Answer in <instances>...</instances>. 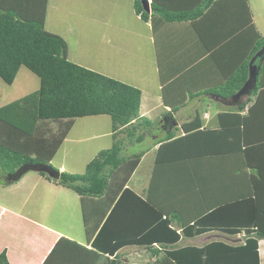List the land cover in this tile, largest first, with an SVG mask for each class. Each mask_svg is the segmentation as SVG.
<instances>
[{
  "label": "trees",
  "instance_id": "16d2710c",
  "mask_svg": "<svg viewBox=\"0 0 264 264\" xmlns=\"http://www.w3.org/2000/svg\"><path fill=\"white\" fill-rule=\"evenodd\" d=\"M47 5L48 0H0V77L12 84L23 66L39 78L38 89L0 106V183L11 184L36 169L73 190L80 198L85 235L91 242L87 248L61 236L42 264H66L62 254L67 244L77 250L69 255L71 260L78 257V264H100V259L102 264H133L118 254L126 245L143 246L153 256L163 251L162 257L152 264H260L258 242L264 239V197L257 195L264 194L263 172L250 167L257 172L248 175L247 196L225 200L223 206L220 204L193 223L137 194L128 181L143 153L126 157L121 153L125 141L134 137L135 143L141 142L154 124L140 117L141 90L71 61L68 42L45 28ZM133 10L142 21L154 18L169 24L189 23L197 28L201 23L213 28L215 43L208 47V54L221 57L223 68L227 63L231 67L221 72L219 66L223 78L220 77L219 84L205 88L204 93L223 99L240 89L248 78L249 60L264 47V35L253 21L248 0H151L150 12L144 10L141 0H133ZM196 33L203 37L198 28ZM262 87L264 61L254 89L242 104L219 113L218 129L200 132V120L196 117L183 126L184 136L175 138L172 130L159 140L156 159L164 161L161 163L187 160L190 155L186 150L180 148L177 152L173 148L197 132L207 134V140H215L221 146L223 142L229 145L225 150L216 146L214 154L228 152L230 148L241 150L239 127L256 107ZM244 110L246 114H240ZM93 115L110 116L111 147L101 149L81 173L59 171L51 161L74 120ZM124 132L127 135L119 136ZM248 150L244 147L241 151L249 155ZM44 168L58 172L59 177H50ZM175 221L182 225L180 232L172 227ZM210 230L244 233L245 242L236 246L214 241L201 247H175L181 235L190 237ZM151 239H157L163 247L152 246ZM0 264H10L5 250L0 252Z\"/></svg>",
  "mask_w": 264,
  "mask_h": 264
},
{
  "label": "crops",
  "instance_id": "0c3cea01",
  "mask_svg": "<svg viewBox=\"0 0 264 264\" xmlns=\"http://www.w3.org/2000/svg\"><path fill=\"white\" fill-rule=\"evenodd\" d=\"M116 3L117 5H115ZM248 3L253 21L257 29L264 35V29H260L256 22L251 1L248 0ZM262 3L264 4V0ZM54 5L52 0H48L47 13L49 7L51 11L54 9ZM257 6L259 5L257 4ZM113 7L118 8L120 13L128 17L130 22L135 24L134 28L138 30L135 29L136 31L133 32L135 40L126 41V43L119 42L118 47L129 53V62L126 56L119 62V66L113 70V73H110L112 70L107 73L113 74V78L141 90L140 117H145L154 123L153 127L145 133L143 140L139 142H143V149L140 151L143 154L129 178L128 186L130 187V179L135 175L141 163L147 159V181H144L142 186L131 184L130 188L140 196L149 197L153 204L164 211L182 214L187 223H193L203 214L220 207V204H224L225 200H235L242 195L247 196V189L250 186L248 185V175L257 172L256 169L250 167L259 168L260 172L264 174V87L259 90L256 107L247 114L244 125L240 124L239 127L242 131L241 150L244 147L246 151L249 149V155L243 154L240 149L235 151L232 149V151L230 148L227 150L228 152H224L222 150L229 146L226 142H223V146H221L215 140H207V134L202 135L197 132L192 133L187 139L177 142L173 148L177 152L180 148L186 150L185 152L190 155L187 160L178 159L174 162L161 163L164 161L156 159L161 144L158 142L165 134L174 130L175 138L184 136L183 126L192 122L196 117L200 120V132L211 128L218 129L219 113L234 109L242 104L246 96L239 97L236 102L233 100V96L223 99L213 94L204 93L205 88L219 84L220 77L223 78L220 76L219 66H221V72L231 67L227 63L225 64L226 69L223 68L221 57L208 54V47H212L215 43L213 40L215 37H212L213 28L209 29L206 25L198 24L197 28L203 33V37L200 38L199 33H196V26L189 23L169 24L154 18L142 21L134 13L133 0H115ZM56 9L61 11L60 6ZM100 10L103 11L101 8ZM79 12L78 9L66 10V15L62 19L73 16L74 13L81 16ZM111 12L113 10L106 14L110 16ZM260 13L262 12L260 11ZM60 15L58 14V19ZM117 18V15L115 17L112 15L111 20ZM229 20L230 17L226 21ZM46 23L47 20L45 26ZM109 40L117 41L113 36ZM206 40H211V43L209 44ZM68 57L70 59V46H68ZM102 67L105 68L104 65ZM246 112L244 110L240 114L245 115ZM165 117L172 118L173 125L171 127L165 124ZM111 133L110 130L109 135L112 138ZM68 135L64 141L68 139ZM216 146L222 149L221 153L214 154ZM123 151L127 152V150ZM72 158L73 154L69 155V159ZM76 160L77 162L75 161L76 163L73 165H67L66 158H63L58 164L53 163V166L59 171L80 172L79 169H69L68 166L73 168L79 163L81 168H85L89 162L85 161L81 164L79 154L76 156ZM149 169L150 171H148ZM21 177L18 179L19 181L24 176ZM43 179L47 181V185L42 184V187H45L44 191H49V198L52 196L53 202L64 204L70 193L67 191L69 189L65 190L66 187L55 181L51 182L45 177ZM41 181L38 180L36 183H41ZM259 193L257 197L263 198L264 194ZM35 220L37 219L21 215L5 201L0 203V252L6 251L10 264H42L61 236L90 248L91 241L87 240L86 235L85 238H81L80 230L73 236L67 231L55 229ZM181 226L176 221L172 224V227L176 228L178 232L181 231ZM231 228H235V225ZM152 240L154 242L152 246L163 247L159 241H156L157 239ZM214 241H221L233 246L241 245L245 242V234H227L210 230L190 237L181 235L175 247H201ZM258 246L260 264H264V239L259 240ZM75 251H77L75 248L67 244V250L62 254L66 264H78V257L71 260L69 255ZM147 252L149 253L147 254ZM140 253L144 257L141 260L137 258ZM118 254L124 261L133 264H152L158 257H162L163 251H160L157 256H153V253L143 246L126 245L118 250ZM135 258L141 262H133ZM88 262V264H93L92 261ZM99 262L102 264L103 259H100ZM52 264L55 263L52 262Z\"/></svg>",
  "mask_w": 264,
  "mask_h": 264
},
{
  "label": "rangeland",
  "instance_id": "374dc122",
  "mask_svg": "<svg viewBox=\"0 0 264 264\" xmlns=\"http://www.w3.org/2000/svg\"><path fill=\"white\" fill-rule=\"evenodd\" d=\"M52 1L55 7L52 11L50 7L48 8L45 28L50 32L59 33V35L70 43V60L113 78L114 75L108 74L107 72L112 70L110 73H113V70L119 66V62L123 58L125 59L126 56L129 62V53L126 50L120 49L118 46L121 41V43H126V41L131 42L135 40L133 32L138 30L134 28L135 24L130 22L128 17L124 16L123 13H120L118 8L113 7L115 0ZM250 1L255 13L256 22L260 29H264L263 0ZM58 6H60L61 11H57L56 8ZM72 9H78L81 16L74 13L73 16L62 19L66 15V10ZM111 10H113L111 13L114 17L115 15L118 16L117 19L111 20L112 15L110 14L109 16L106 14ZM58 14H61L59 19ZM111 36L117 41L109 40ZM103 65L106 69L102 67ZM38 88L39 78L29 69L22 66L12 84L5 83L0 77V106ZM111 125L109 115H93L76 118L68 135V139L64 141L51 163L56 165L63 158H66L67 165H73L77 162L76 156L78 154L81 159V164L85 161H90L101 149L111 147L112 138L109 135L110 130L112 131ZM124 134L126 132L119 134V136H125ZM92 135L98 136L93 137ZM126 144L127 147H125ZM123 149L127 150V152L122 150L121 155L125 157L133 155L143 149V142L135 143V138L132 137L131 140L125 141ZM71 154H73V158L69 159V155ZM147 161L145 159L141 163L135 175L130 179V187L131 184L133 186H142L144 181H147ZM68 167L69 169H79L80 171L73 173H81L85 169L81 168L79 163L74 165L73 168H71L72 166ZM23 176L20 181L17 179L11 184L0 183V203L5 201L21 215L37 219L35 221L38 223L48 225L55 229L58 228L59 230L67 231L70 235L74 236L80 230L82 233L81 238H85L79 196L73 190L69 189V191L67 188H64L70 192L67 196V201L64 204L53 202L52 196L49 198V191H44L45 187H42V184L47 185V181L43 177L51 182L54 181L53 179H49L35 170H29ZM38 180H42L41 183H36ZM137 258L141 260L144 257L140 253ZM140 260L135 258L133 262H139Z\"/></svg>",
  "mask_w": 264,
  "mask_h": 264
},
{
  "label": "water",
  "instance_id": "95a60500",
  "mask_svg": "<svg viewBox=\"0 0 264 264\" xmlns=\"http://www.w3.org/2000/svg\"><path fill=\"white\" fill-rule=\"evenodd\" d=\"M150 0H141L142 6L146 12H150ZM264 61V47L258 50L249 60L248 64V78L240 87V89L233 95V100L238 102L239 97L249 95L255 87L256 77L258 75V71L260 65ZM165 124H168L169 127L173 125L172 118H164ZM36 170V169H35ZM46 172L50 177L57 179L59 177V173L49 169L44 168L42 169Z\"/></svg>",
  "mask_w": 264,
  "mask_h": 264
}]
</instances>
